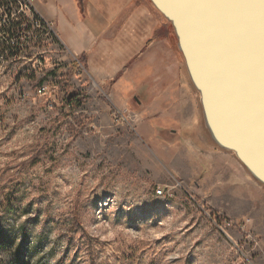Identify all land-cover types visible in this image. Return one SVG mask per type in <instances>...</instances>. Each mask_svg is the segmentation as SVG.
Wrapping results in <instances>:
<instances>
[{
	"label": "rangeland",
	"instance_id": "1",
	"mask_svg": "<svg viewBox=\"0 0 264 264\" xmlns=\"http://www.w3.org/2000/svg\"><path fill=\"white\" fill-rule=\"evenodd\" d=\"M69 1L87 16V0ZM20 2L12 9L22 12L0 6V264H264V186L213 146L202 109L196 121L186 108L177 121H150L149 137L145 106L115 108L82 64L56 88L80 56L35 25L39 11L65 6ZM18 21L23 31L10 37ZM71 91L88 101L59 123Z\"/></svg>",
	"mask_w": 264,
	"mask_h": 264
},
{
	"label": "water",
	"instance_id": "2",
	"mask_svg": "<svg viewBox=\"0 0 264 264\" xmlns=\"http://www.w3.org/2000/svg\"><path fill=\"white\" fill-rule=\"evenodd\" d=\"M172 24L210 139L264 185V0H150Z\"/></svg>",
	"mask_w": 264,
	"mask_h": 264
},
{
	"label": "crops",
	"instance_id": "3",
	"mask_svg": "<svg viewBox=\"0 0 264 264\" xmlns=\"http://www.w3.org/2000/svg\"><path fill=\"white\" fill-rule=\"evenodd\" d=\"M90 2L91 6L87 0L84 8L86 17L76 8L75 1L73 9L69 0H61L65 6L62 10L39 12L46 21L54 23L61 46L77 58L82 54L87 56L89 74L109 89L115 108L130 107L133 101L142 103L148 122L144 132L149 137L156 132L150 125L154 119L177 121L180 118L177 113L185 108L195 121L201 118V98L189 75L183 77V55L174 46L170 24L153 4L147 0ZM123 83L125 91L116 95ZM140 97L143 101L137 102ZM163 106L168 110L162 109ZM160 109L165 114L160 115ZM185 125L183 122L182 126ZM170 132L180 133L175 128ZM186 132L181 140L195 143Z\"/></svg>",
	"mask_w": 264,
	"mask_h": 264
},
{
	"label": "trees",
	"instance_id": "4",
	"mask_svg": "<svg viewBox=\"0 0 264 264\" xmlns=\"http://www.w3.org/2000/svg\"><path fill=\"white\" fill-rule=\"evenodd\" d=\"M147 1L151 2L150 0H147ZM3 3H4V1H3ZM169 24H170L171 31H172V37H173L174 46H175L176 50L179 52L178 47H177V37H175V33H174V29H173L172 24L171 23H169ZM23 25H24L23 21L13 22L12 24H9L10 30L8 31V35L10 37L14 38V36H15L14 33L18 34V33H21L23 31L22 30V26ZM26 31H32V28L28 27L26 29ZM18 38H19V36H18ZM18 38L14 42V46H15L14 49H16L21 44V42L18 40ZM8 50L11 53H13V51H14V50H12V48L11 49L9 48ZM18 51H21V50L18 49ZM179 53L181 55H183L182 52H179ZM183 60H184V58H183ZM80 64H82L85 67L84 69H87V56L86 55L82 54L80 56L78 62H75V63L72 64V70L73 71H71V72H63L60 77L56 76L55 82H53V84L56 86V88H63L65 86V84L69 80H71V78L74 76V73L76 71H78V68H79ZM87 101H88V99H87L86 94L81 92V91L68 92L66 94V96H65V102H64V104L62 106V109L59 112L60 115H59V117L56 120L59 123H63L65 121L69 120L70 118H72L75 115V113L79 110V108L83 107L86 104ZM212 144H213V146L216 149L221 150L214 142ZM78 226H80V220L78 218H74V220L71 223L70 227L72 229H75Z\"/></svg>",
	"mask_w": 264,
	"mask_h": 264
},
{
	"label": "built area",
	"instance_id": "5",
	"mask_svg": "<svg viewBox=\"0 0 264 264\" xmlns=\"http://www.w3.org/2000/svg\"><path fill=\"white\" fill-rule=\"evenodd\" d=\"M3 1H4V3H3ZM26 1L32 2V0H26ZM17 2L21 5L20 0H0V6L3 5V7L6 8V11L4 13H17V12H22V10H17V12L16 11H13L12 7ZM32 20L34 21V19H32ZM43 21H39V19L36 18V25L35 26H37V28L40 31H42V33H43L42 34L43 39H45L46 41H52L54 36L57 37L56 30H55V26H53V24L51 22H49L48 20L46 21V19H43ZM156 194H157V197L159 199H161V198H165L166 199L167 198V196H166L167 195V188L166 187H163V186L159 187L156 190ZM171 197L172 196H170L169 199Z\"/></svg>",
	"mask_w": 264,
	"mask_h": 264
}]
</instances>
